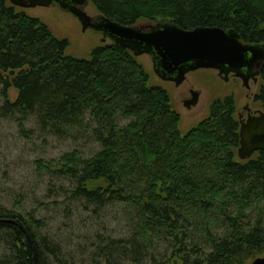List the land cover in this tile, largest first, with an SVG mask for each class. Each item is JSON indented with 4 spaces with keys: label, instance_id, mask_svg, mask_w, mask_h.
<instances>
[{
    "label": "trees",
    "instance_id": "16d2710c",
    "mask_svg": "<svg viewBox=\"0 0 264 264\" xmlns=\"http://www.w3.org/2000/svg\"><path fill=\"white\" fill-rule=\"evenodd\" d=\"M90 2L124 26L235 30L244 43L264 47V0ZM68 47L41 20L0 0V118L32 121L46 143L77 149L32 165L30 179H44V197L56 200L49 215L22 213L24 202L0 205V264H35L34 254L37 264L263 257L264 152L239 159L235 98L214 100L208 117L183 133L169 93L132 52L111 43L84 60ZM255 101L264 104V66ZM59 221L51 234L48 223Z\"/></svg>",
    "mask_w": 264,
    "mask_h": 264
},
{
    "label": "rangeland",
    "instance_id": "374dc122",
    "mask_svg": "<svg viewBox=\"0 0 264 264\" xmlns=\"http://www.w3.org/2000/svg\"><path fill=\"white\" fill-rule=\"evenodd\" d=\"M24 12L29 17L41 20L58 39L67 40L69 42L67 53L78 59H89L94 49L111 44L110 40L102 42L101 33L95 30L89 29L84 32L80 22L70 13L61 10L58 5L25 9ZM85 12L93 19L98 17L91 3L85 7ZM155 24L140 22L137 27H149ZM138 59L150 73L152 84L164 88L169 93L175 110L181 116L180 129L183 133L208 117L210 104L214 100L230 95L236 100L239 118L240 116L247 118L244 112L246 108L254 114L264 113V104L255 101V96L259 92L258 85L252 86L249 92L241 82L228 83L219 79L213 71L200 70L188 74L186 81L177 87L156 75L153 59L150 56L143 55ZM190 89L201 95V105L193 111H189L183 103V94ZM246 95L250 97L246 98ZM3 103L4 100L0 97V105ZM44 140L46 139L32 121L20 122L16 119L11 121L9 118H0V205L6 200L13 204L24 202L22 213L28 215L37 212L38 219L49 215L46 209H52L49 206L54 205L56 200L44 197V192L47 191L44 179L43 182L30 179L36 171L32 166L33 163L43 158L57 159L63 154L77 151L70 142L48 139L46 143ZM23 198L27 200L23 201ZM41 207L45 208L40 209ZM17 212L21 211L17 209ZM60 223V221L48 223L51 234L56 233V229L59 228L57 225Z\"/></svg>",
    "mask_w": 264,
    "mask_h": 264
},
{
    "label": "water",
    "instance_id": "95a60500",
    "mask_svg": "<svg viewBox=\"0 0 264 264\" xmlns=\"http://www.w3.org/2000/svg\"><path fill=\"white\" fill-rule=\"evenodd\" d=\"M9 2L21 9L58 5L61 10L70 13L80 22L84 32L92 29L101 33L102 42L108 39L113 44L132 52L136 58L150 56L156 75L177 87L186 81L188 74L200 70L219 71L225 79L233 73L243 80L244 86H248L252 76L251 68L257 61H264V47L244 45L235 30L203 27L184 30L172 24L133 27L121 25L102 16L94 20L83 9L90 0H9ZM247 54L251 55L249 62L246 61ZM245 67H248L247 73L243 72ZM198 95L196 92L187 106L195 105ZM258 152H264V113H259L258 116L249 115L246 120L241 121L240 127L239 159L242 161L251 159ZM14 224L24 230L19 221ZM29 242L35 250L30 238ZM34 260L37 264L36 254ZM251 264H264V257L255 259Z\"/></svg>",
    "mask_w": 264,
    "mask_h": 264
},
{
    "label": "flooded vegetation",
    "instance_id": "af4514ba",
    "mask_svg": "<svg viewBox=\"0 0 264 264\" xmlns=\"http://www.w3.org/2000/svg\"><path fill=\"white\" fill-rule=\"evenodd\" d=\"M83 9H85V8H83ZM243 44L244 45H252V44H247V43H244V42H243ZM245 57H246V61L249 62L250 59H251V55L250 54H247ZM263 66H264V61H257L253 65V67L251 68L250 73L252 74V76L249 79L248 86H246V89L249 92H250L252 86H254V85H256V86L258 85V89H260ZM213 72H215L217 74V76H218L219 79L224 80V81H226L228 83L229 82L231 83V82L235 81V82H239V83L241 82L244 85L243 80L241 78L236 77L235 74H233V73H231L227 77V79H225L224 77H222L219 74V71H213ZM243 72L244 73H247L248 72V67L243 68ZM194 92L195 91L193 89H190L188 92H185L186 94H183L184 95V98H183L184 99L183 100L184 102L183 103H184L185 107L189 111H193V110L197 109L199 105H201V102H200L201 101L200 100L201 95H198V98H197V101H196L195 105L187 106V104L190 103L193 100V96L195 94ZM249 97H250V95H246V98H249ZM244 112H246L247 117H248V115H251V114L254 115V113H252L249 110V108H248V110H245L244 109Z\"/></svg>",
    "mask_w": 264,
    "mask_h": 264
}]
</instances>
